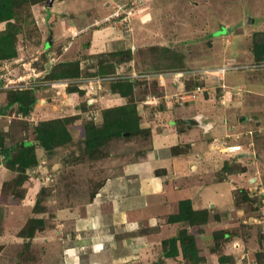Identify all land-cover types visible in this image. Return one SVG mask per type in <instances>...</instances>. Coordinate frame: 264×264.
<instances>
[{
  "label": "rangeland",
  "instance_id": "1",
  "mask_svg": "<svg viewBox=\"0 0 264 264\" xmlns=\"http://www.w3.org/2000/svg\"><path fill=\"white\" fill-rule=\"evenodd\" d=\"M150 4L154 10L147 13L148 26L144 31L137 29L135 35L143 42L130 38L129 44L136 47L129 62L124 55L119 60L110 59V53L84 51L92 30L104 29L108 23L116 26L111 14L118 6L131 13L130 24L120 27L130 35L134 26L138 28L134 16ZM13 14L0 21V110L4 109L0 149L12 148L10 156L21 159L25 169L16 167L14 179L4 182L0 192V236H15L7 243L6 237L0 238V264L52 261L53 244L34 237L60 235V231L55 233L61 220L57 211L91 199L103 181L105 166L135 159L147 147L149 132L143 130L101 139L93 149H86L85 126L100 127L104 110L88 105L91 95L79 91V78L105 79L136 71L147 77L133 81L137 96L145 101H160L166 93L191 91L196 86L210 89L218 97L224 90L219 79L199 71L230 64L235 67L225 72L222 85L232 87L233 92L242 89L244 102L214 108L235 113L237 106L244 105V112L248 110L263 123L255 124L254 129L264 127V0H22ZM71 27L84 31L72 39ZM45 47L49 52L43 51ZM10 51L12 58H8ZM256 52L259 60L254 59ZM125 61H132L133 66L114 71ZM79 63L82 71L78 73ZM180 71L190 72L181 84L174 80V73ZM116 81L102 80L101 85L111 88ZM63 88L79 96L81 112L91 113L74 116L59 109L58 115H44L39 108L35 110L41 95L53 105ZM201 102L200 97L189 106ZM23 141L27 148L16 147ZM255 153L259 160L254 165H224L226 174L233 172L235 178L230 181L229 174L220 175L224 185L225 181L233 185V203L219 204L223 210L208 204L194 209L188 190H171L159 207L160 227L149 232V257L138 264H264V148L255 146ZM248 167L247 175L240 178ZM21 204L32 207L30 212H19L26 219L23 226L8 218V211ZM186 206L192 209L193 224L180 220ZM183 236L193 238V248L185 240L181 242ZM122 260L121 256L117 261Z\"/></svg>",
  "mask_w": 264,
  "mask_h": 264
},
{
  "label": "crops",
  "instance_id": "2",
  "mask_svg": "<svg viewBox=\"0 0 264 264\" xmlns=\"http://www.w3.org/2000/svg\"><path fill=\"white\" fill-rule=\"evenodd\" d=\"M153 10L154 5L150 4L134 16L136 19L134 25L138 28L134 26L130 35L126 29L125 33L123 29L121 31L122 26L118 23L116 26L108 23L104 29L101 27L92 30L90 41L85 44L84 51H88L90 55L95 52L117 53L127 49L133 51L136 46L134 43L129 44L130 38L133 42H143L135 35L139 33L137 29L144 31L147 28L149 18L146 16ZM69 30L72 39L74 35L84 31L77 30L76 27ZM65 33L67 35L68 31ZM104 36H107V39H103ZM49 37L48 35L47 40ZM47 50L45 47L43 51L49 52ZM124 65L132 67L133 62L116 65L114 71H118V67ZM78 68L79 72L82 71L81 63ZM91 70L90 68L89 71ZM29 77L28 75V79ZM91 78L78 79V83L81 84L79 91H82L83 95H91V104L85 100L88 105H97L101 111L133 105L138 117V128L149 132L147 147L135 159L115 161L111 166H105L107 168L102 176L103 181L94 190L91 199L57 211V219L61 220L59 225L55 226V233L60 231V235L50 234L34 238L42 243L46 241L53 244L54 256L52 261L47 262L48 264H138V261L149 257L151 242L149 232H156L155 230L160 227L159 207L164 203L168 193H172L171 190L177 192L188 190L194 209L202 208L206 204L217 209L219 204L221 207L230 203L232 205L233 185L225 181L226 187L220 175L226 174L227 168L224 165L255 164L256 158L258 159L255 146L264 148V127L261 125L256 130L254 126L263 123L260 119L256 120L252 114L249 115L248 110L244 112V105L241 106L244 102L242 94L233 92L232 87L226 84V88H223L222 94L218 97L212 90L205 88V93L200 94L201 96L197 95L193 101L181 103L177 100L179 92L166 93L160 101L153 97L152 101H145L137 96L136 85L132 92L123 95L113 91L109 86L98 85L93 81L96 77ZM220 83L222 85V81ZM85 85L94 90L90 92L89 89L88 91L83 89ZM66 89L63 88L58 93L60 97L54 98L53 105L41 95L35 110L39 108L40 114L44 115L45 113L58 115L59 109L67 113L72 112L74 116H87L91 113L92 110L81 112V106L77 105L79 96ZM200 97L202 98L200 104L189 106ZM235 101H242L238 104L241 107L237 106L238 111L235 113L219 112L214 108L228 107ZM101 120L103 122V118ZM258 136L261 139L257 141ZM21 143L15 146L19 147L26 141ZM250 169L239 174L240 178L247 175ZM15 174L14 170L6 167L4 157L0 155V192L4 182L13 180ZM227 174L231 181L234 177L233 172L228 171ZM249 178L247 176V179ZM221 207L219 210H223ZM31 209L32 207L22 204L17 209L12 207L8 211L10 213L8 218L10 222L19 221L17 224L22 223L23 226L26 219L24 215H19V212L22 210L30 212ZM42 217L38 216L39 219ZM0 238H5L7 243L10 238L15 239V236L5 235ZM245 255L244 253L242 258ZM121 256L123 260L117 261ZM58 257L61 260L59 262Z\"/></svg>",
  "mask_w": 264,
  "mask_h": 264
},
{
  "label": "trees",
  "instance_id": "3",
  "mask_svg": "<svg viewBox=\"0 0 264 264\" xmlns=\"http://www.w3.org/2000/svg\"><path fill=\"white\" fill-rule=\"evenodd\" d=\"M20 1L22 0H0V21L5 20L4 16L12 15L14 17L13 10L19 4ZM0 48L2 47L0 46ZM13 54L14 53L10 51V56L8 58H12L11 56ZM5 55L8 56L7 52ZM109 55H110L109 56L110 59H119V60H122L123 55L127 56L128 59L127 61L129 62L131 56V50L127 49L122 52L110 53ZM259 58L260 56L258 55V52H256L254 54V59L259 60ZM78 69L79 68L77 67V70ZM133 86H134L133 82H130L129 80H119L114 82V84H112L111 89L123 95H128L130 92L133 91L134 88ZM10 106L11 105H7L6 107H10ZM3 110H4L3 108L0 110V115L3 112ZM23 113L24 115H26L28 113L27 109ZM102 117H103V122L100 127H96L93 124H89L85 126L86 130H85L84 142L86 145V149L87 148L93 149L95 143L101 139L105 140L106 138L121 137L123 135H128L131 132L142 133L143 131L138 128V117L135 114L133 105L128 104L121 108L104 110ZM26 145L27 143H24L22 145V148H27ZM11 150L12 148L0 149V155L4 157L6 167L14 171L16 170V167L20 168L21 170L25 169V166H23L20 162L21 159L19 161V159L17 158L14 159L13 157L10 156ZM19 173L21 174L20 170ZM191 210L189 207L186 206V211H185L186 213L183 214V217L180 220L185 222L188 221L189 223L193 224L191 220V216H193ZM184 240L186 241L185 243H189L190 247L192 248L194 247L192 243L193 238L183 236L181 242H184ZM172 246L173 247L171 248L174 249L175 246L174 245ZM181 251L183 252V249ZM184 252H185V247H184ZM165 256L168 257V255Z\"/></svg>",
  "mask_w": 264,
  "mask_h": 264
},
{
  "label": "built area",
  "instance_id": "4",
  "mask_svg": "<svg viewBox=\"0 0 264 264\" xmlns=\"http://www.w3.org/2000/svg\"><path fill=\"white\" fill-rule=\"evenodd\" d=\"M123 9L124 8H122L121 6H118L117 9L111 14V17L113 18V20L118 22L121 26L126 27V26H128V24H130L131 13L129 12V10H123ZM234 67L235 66H233V65L225 64V65H221V67H219V68L202 69L199 71V73H203V75H207V74L213 75V76H216L219 79V81H223V76L225 75V72L227 70H232ZM239 67H242V66H239ZM189 73L190 72H185V71H180V72L174 73V80L176 82H178L179 84H181L180 80H182V77H184L186 74H189ZM143 78H147L145 74L138 73L136 71H132L131 73H128V74L109 76L108 78H105V79H95L93 81L95 83H97L98 85H101L102 80H108V81H111V80H138V79H143ZM224 87L225 86L221 85L222 89ZM204 91H205V88L196 86L191 91H184V92L178 93L177 100L181 103L193 101L198 94H202ZM240 91H241L240 89H237V94L241 93Z\"/></svg>",
  "mask_w": 264,
  "mask_h": 264
}]
</instances>
